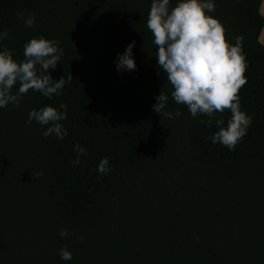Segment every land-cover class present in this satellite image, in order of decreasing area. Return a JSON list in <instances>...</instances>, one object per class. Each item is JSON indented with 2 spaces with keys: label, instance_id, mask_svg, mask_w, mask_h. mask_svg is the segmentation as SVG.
I'll use <instances>...</instances> for the list:
<instances>
[{
  "label": "trees",
  "instance_id": "16d2710c",
  "mask_svg": "<svg viewBox=\"0 0 264 264\" xmlns=\"http://www.w3.org/2000/svg\"><path fill=\"white\" fill-rule=\"evenodd\" d=\"M213 3L206 15L230 43L242 37L246 61L238 95L252 119L231 151L211 143L215 120L172 100L146 26L151 0H0L9 33L0 48L20 61L30 38L58 40L64 55L49 73L66 78L51 99L29 89L0 108V264H264L262 0ZM18 11L35 16L31 28ZM133 40L136 68L118 72L117 53ZM160 91L179 117L154 111ZM61 103L63 140L26 123L31 109ZM230 115L215 114L225 125ZM74 145L86 150L79 165ZM104 157L107 174L96 170Z\"/></svg>",
  "mask_w": 264,
  "mask_h": 264
},
{
  "label": "clouds",
  "instance_id": "9594fccd",
  "mask_svg": "<svg viewBox=\"0 0 264 264\" xmlns=\"http://www.w3.org/2000/svg\"><path fill=\"white\" fill-rule=\"evenodd\" d=\"M213 10V0H176L175 6L170 0H151L146 26L156 46L158 69L163 71L171 86L172 100L185 105L193 117L207 116V121H201L206 125L215 120L218 130L209 137L211 143H220L231 151L246 134L252 119L240 109L238 95V90L246 83L243 75L246 61L242 37L236 36L234 44L226 40L225 30L218 19L206 15ZM16 16L23 20L26 28H31L36 22L31 13L18 11ZM8 37L7 29L0 30V42ZM58 44V40L46 39L42 35L30 38L23 46L24 59L20 61L13 58L10 49L0 48V108L18 104L20 97L29 89L39 91L48 99L60 94L66 78L63 75L54 79L49 73V69H55L64 55ZM134 45L133 40L122 53H117L114 64L118 72L135 70ZM72 78L70 74L67 80ZM14 85H18L15 93L12 92ZM155 99L153 109L160 116L171 119L181 115L178 108L174 112L165 111L169 96L162 91ZM225 109L231 113L226 125L223 117L215 116ZM66 118L65 104L61 103L58 108L44 105L31 109L26 123L35 121L47 126L42 136L55 135L57 140H63L68 130L60 122ZM74 152L76 155L71 163L79 165L80 157L86 154V150L74 145ZM96 170L101 174L111 171L107 157L99 161ZM40 175L42 172L36 173V176ZM69 234V229H60L61 237ZM59 256L65 261L72 259V253L66 247L59 249Z\"/></svg>",
  "mask_w": 264,
  "mask_h": 264
},
{
  "label": "crops",
  "instance_id": "0c3cea01",
  "mask_svg": "<svg viewBox=\"0 0 264 264\" xmlns=\"http://www.w3.org/2000/svg\"><path fill=\"white\" fill-rule=\"evenodd\" d=\"M260 12L264 16V0H262L261 7H260ZM259 39H260V42L262 44H264V28H263V30H262V32L260 34V38Z\"/></svg>",
  "mask_w": 264,
  "mask_h": 264
}]
</instances>
